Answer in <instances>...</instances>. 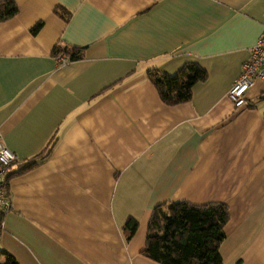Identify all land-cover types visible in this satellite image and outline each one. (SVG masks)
Returning a JSON list of instances; mask_svg holds the SVG:
<instances>
[{
    "label": "crops",
    "instance_id": "1",
    "mask_svg": "<svg viewBox=\"0 0 264 264\" xmlns=\"http://www.w3.org/2000/svg\"><path fill=\"white\" fill-rule=\"evenodd\" d=\"M9 1L0 133L17 161L0 249L18 264H156L141 255L155 206L222 203V264H264V79L244 108L227 98L264 35V0ZM64 48L83 58L58 68ZM188 62L205 81L165 105L147 71Z\"/></svg>",
    "mask_w": 264,
    "mask_h": 264
},
{
    "label": "trees",
    "instance_id": "2",
    "mask_svg": "<svg viewBox=\"0 0 264 264\" xmlns=\"http://www.w3.org/2000/svg\"><path fill=\"white\" fill-rule=\"evenodd\" d=\"M16 15L17 8L13 1L0 2V22ZM39 28L40 24H37L31 32L35 34ZM82 51L78 48H64L53 51L52 56L56 58L63 55L71 63L83 58ZM206 77V71L195 62L185 63L173 75L155 69L147 71V78L161 101L168 106L188 102L193 87L205 81ZM33 165L35 163L26 167ZM228 221L229 210L222 203L194 205L181 201L157 205L150 215L141 255L156 264H222L219 250L225 239ZM137 226L133 219L126 221L123 228L126 241L133 237ZM0 264L18 263L0 249Z\"/></svg>",
    "mask_w": 264,
    "mask_h": 264
},
{
    "label": "built area",
    "instance_id": "3",
    "mask_svg": "<svg viewBox=\"0 0 264 264\" xmlns=\"http://www.w3.org/2000/svg\"><path fill=\"white\" fill-rule=\"evenodd\" d=\"M58 68L66 66L67 57L59 55L55 58ZM264 79V35L251 48L249 59L243 63L239 77L233 83L228 93V100L234 109H241L246 106L245 95L257 80ZM16 155L9 150L3 141L0 133V215L11 209V201L7 192V173L11 165L16 163Z\"/></svg>",
    "mask_w": 264,
    "mask_h": 264
}]
</instances>
